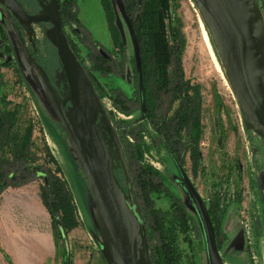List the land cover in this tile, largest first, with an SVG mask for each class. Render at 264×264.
Here are the masks:
<instances>
[{
  "label": "rangeland",
  "instance_id": "1",
  "mask_svg": "<svg viewBox=\"0 0 264 264\" xmlns=\"http://www.w3.org/2000/svg\"><path fill=\"white\" fill-rule=\"evenodd\" d=\"M142 2L143 0H125V4L131 9L132 5H136L135 8L138 9ZM260 2L264 10V0ZM76 7L85 30L81 31L80 36L69 27L66 31L76 45L79 57L92 70L99 86L104 88L107 107L113 110V97L120 93L128 97L131 92V83L127 80L131 76V59L134 56L130 35L126 29L127 40L124 42L117 31L116 14L111 0H78ZM171 13L174 17L173 25L185 41L182 54L185 80H189L191 86L199 88L201 99V158L194 165L189 152L184 158V166L195 181L207 207L213 197L217 196V192H228L226 199L222 200L225 211L220 224H216L218 240L228 238L219 249L224 264H264V188H259L258 179L259 173L264 171L262 142L244 127L239 105L194 1L172 0ZM91 38L99 41L106 52L117 58L111 63L114 70L94 67L93 58L98 51ZM123 60L126 61L125 77L121 76L123 68L119 63ZM2 97L7 103L5 110L17 114L15 131L24 133L32 125V150L38 157L36 164L42 166L45 172L51 170L52 174L67 181L81 225L71 230L67 241H64L55 236V226L50 215L54 239L41 238L40 242L34 240L32 236L36 230L43 228L45 214L32 201L30 193L18 192L16 200L1 202L5 221L9 216L7 224L13 225V231L18 235L10 238L3 218L0 219V264H65L67 257H71L70 264H106L93 239L101 236L93 215L94 196L68 136L59 121L45 113L39 101L32 96L18 65L0 59V107ZM178 104L177 101L171 105L169 116L177 109ZM117 116L126 122L135 117V113L120 112ZM187 133L183 132L182 136L183 142L188 144L190 136ZM142 136L143 140L133 134L128 138L144 145L146 140ZM49 152L57 158L62 172L57 170L58 165L49 161ZM8 154V158H12L11 153ZM152 160L155 162V170L168 189L155 185L148 190L145 186V198L142 195L143 188L139 187L142 208L145 213L151 214L150 221L156 222L155 216L158 214L160 217L167 214L165 228L177 226L174 238L177 262L174 264H209L206 242L196 230L195 224L185 229L180 226V221L173 222L172 225L170 223L177 203L175 198L185 201V193L176 181L179 172L174 158L167 156L166 151L162 150ZM16 166L21 167L22 164L18 163ZM134 171L136 174L139 172ZM141 177L148 179L142 174ZM28 180L24 185L8 188L27 186L39 189L41 193L45 179L33 175ZM18 181L24 182V179ZM189 211L192 212L190 209ZM155 230L157 241L159 230L157 227ZM241 230L245 231V247L237 245L231 248ZM196 239L200 242L196 243Z\"/></svg>",
  "mask_w": 264,
  "mask_h": 264
},
{
  "label": "water",
  "instance_id": "2",
  "mask_svg": "<svg viewBox=\"0 0 264 264\" xmlns=\"http://www.w3.org/2000/svg\"><path fill=\"white\" fill-rule=\"evenodd\" d=\"M193 1L235 95L244 127L261 140L264 154V10L261 2ZM111 2L123 41L127 40L126 29L130 35L142 85L140 49L131 17L124 0ZM0 3L19 18L30 35L32 24H52L46 36L57 49L61 64L58 78L65 85L63 95L52 84L46 70L29 53L13 26L19 54L18 67L43 111L59 121L90 185L94 196L93 215L101 233L100 237H92L101 255L107 264H152L144 216L118 131L104 101L69 44L58 1L51 0L41 12L32 16L16 0H0ZM118 170L123 171L124 184L116 174ZM180 172L186 191L184 204L188 211L193 212L189 211L201 229L209 264H224L206 202L186 171L181 168ZM258 179L259 188H264V171L259 173ZM237 245L242 248L246 245L244 230L237 233L230 247Z\"/></svg>",
  "mask_w": 264,
  "mask_h": 264
},
{
  "label": "trees",
  "instance_id": "3",
  "mask_svg": "<svg viewBox=\"0 0 264 264\" xmlns=\"http://www.w3.org/2000/svg\"><path fill=\"white\" fill-rule=\"evenodd\" d=\"M171 1L143 0L133 13L131 20L139 44L145 78L151 93L155 96V100H160L161 98L166 102L165 98L171 97V103L179 101L177 109L171 116L163 117V113L161 114L162 116H159V121L164 119V127H166L163 131L160 129L157 131L165 133L169 139L175 140V145H177L178 139L182 137V133L188 132L190 142H192L189 149L191 150L192 158L197 163L198 158H201L199 141L203 133L200 119V91L199 88L191 86L189 80H185L182 64L185 41L173 25L174 17L171 13ZM76 6L74 4L72 8L67 10L81 34L84 27L79 20ZM117 31L120 33L119 29ZM91 41H94V44L98 43L93 38H91ZM5 101V98L2 97L0 107V195L10 186L15 187L28 183V178L33 175L42 176L45 179V185L41 189V194L44 204L52 217L55 226V236L67 241L68 233L81 225L76 205H74L73 193L66 180L52 174L51 170L45 172L42 166L36 164L38 157L32 150L33 127L30 125L24 133L15 131L17 114L5 110L7 106ZM132 145V143L128 142L127 151L131 154V160L140 164L138 167L142 169L140 172L142 171L143 176L148 173L153 174L154 171L148 170L151 167L143 162L145 159L144 150L141 147H139V150L137 146V148H134ZM47 147L48 145H46V150L48 151ZM9 152L12 158H8ZM48 157L49 161L58 165V161L52 153L49 152ZM18 163H21L22 166H16ZM57 170L62 172L59 165ZM116 174L121 183L124 184L123 171L118 170ZM19 179H24V182H19ZM152 182L150 176L148 179L144 178L139 182V187L143 188L142 195L145 198L147 194H145L146 190L144 187L146 186V189L150 190L153 187ZM224 192H217L215 194L217 196H214L211 202V216L215 229L216 224H220V219L225 211L222 207V200L226 199V193L228 192ZM229 194L231 197V193ZM138 199H141L140 195H138ZM176 199L181 201L180 198ZM230 200L232 201L233 198H230ZM174 209V217L170 221L171 225L173 222L180 221V226L187 229L195 224L196 230L202 235L196 218L189 213L184 203H175ZM155 219L156 222L155 220L154 222L158 224V226L156 224L155 226L159 230V239H157L154 246L149 243L151 262L152 264H174L175 261L177 262L174 243L177 226L169 229L165 228L167 214L162 217L158 214ZM70 259L71 257H67L65 264H70Z\"/></svg>",
  "mask_w": 264,
  "mask_h": 264
},
{
  "label": "flooded vegetation",
  "instance_id": "4",
  "mask_svg": "<svg viewBox=\"0 0 264 264\" xmlns=\"http://www.w3.org/2000/svg\"><path fill=\"white\" fill-rule=\"evenodd\" d=\"M16 1L23 7L24 11L28 15H31V16L38 14L39 12H41L43 7L51 3V0H16ZM57 1H58V8H59L60 16L62 19L63 29L68 38L69 44L72 50L74 51V53L76 54V56L78 57L84 70L88 74L89 78L91 79L95 87V90L99 94L100 98L104 101L105 99L104 98V94H105L104 88L99 86V83L94 77L92 70H89L88 67L82 61V59L79 57L78 52L76 51V48H75L76 45L73 44L74 42L70 39L66 31L67 28L69 27L71 28L72 32L80 36L78 26L71 19V17L69 16V12L67 10V9L72 8L74 4L77 5L78 0H57ZM125 5H126L127 13L132 19V15L136 8L135 6H133L131 9L128 4H125ZM13 26L20 33V36L24 40V43L29 53L32 55L35 61L46 70L52 84L56 87L58 92L61 95H63V92L65 91L64 89L65 85L63 81H60L58 78V74L61 72V64L59 62L57 49L49 41V39L46 36V31L52 27V24L34 23L32 24L33 32L30 35L25 29V27L23 26V24L21 23V21L19 20V18L16 15H14L11 11L7 10L6 7L0 3V59H2L6 63H10V64L16 63L18 65L19 54H18V49L16 45L17 38L14 32ZM97 42L98 43L96 44V49L98 51V54L95 55L93 58V60L95 61L94 67L96 68L101 67L105 70L107 69L111 71L114 70L113 68H111L112 67L111 63L113 62V59L117 60V58L114 57L113 54L110 55L108 52H106L102 44L99 41ZM140 58H141V54H140ZM131 61H132L131 62L132 64L131 76L127 79L129 84L131 83L130 84V87H131L130 95L128 97H125V95L121 93L119 95H115L113 97L114 98L113 99V103H114L113 110L107 107V104L105 101H104V105L107 108L108 114L112 117L114 127L118 131L119 138L122 141L124 151L126 153V157L128 158L127 161L130 165L131 176H132L134 187L136 189L137 194L140 195L139 182L141 180L140 176L142 174V171L140 172V170L142 169L138 167L140 164L134 163L133 160H131V154L127 151L128 142L133 144L132 147L134 148L141 147L144 150L145 159L143 162H145L146 165L151 167V169H148V168L146 169L150 170L151 172L154 171L153 174L148 173L146 175L147 177L150 176V178L152 179L153 181L152 186L157 185V187H160V188L166 187L163 178H161V176L158 175V173L156 172L155 162L152 160V157H154L155 154L159 155L160 151L162 152V150H165L167 153V156L168 155L171 156V158H174L176 162V168L179 172V176L177 177L176 181L178 185L181 187V189L184 191V193H186V191H185V187L183 184V176H182V173L180 172L181 168H183L186 171L193 185L198 189L195 181L190 176L188 170L184 166V162H185L184 158L189 152H191L189 148L192 142H189L188 144L183 142V136H182L181 138L178 139L177 145H175V140L169 139L165 133H159V131H157L158 129L163 131L164 128L166 127V126L164 127L165 125L164 119H161V121H159V116L162 113H163V117L169 116L168 114L169 109L171 105L174 104V103H171L172 98L169 97L168 99H165L166 102H164V100H162L161 98L160 100L159 99L155 100V96L151 93L150 87L147 84V81L145 78V73H144L143 65H142V59H141L142 85L140 83L138 64H137L135 53ZM119 63L121 64V67L123 68V75L121 76L125 77L126 72H127L126 61L123 60ZM143 104H144V107H143ZM68 106H70V103H68ZM120 112L135 113V117L131 118L129 121L123 122V120L119 119V117L117 116L119 115ZM132 134L136 135L139 138V140L140 139L143 140L142 135H144L146 144L142 145L140 142H133L131 139L128 138L129 135H132ZM135 151L136 153H138L137 150ZM192 161H193V164L195 165L196 162L194 161L193 158H192ZM198 161H199V158H198ZM134 169L139 171L138 174H136ZM154 179H157L159 181L154 182L155 181ZM176 202L184 203L182 199L181 201L176 199ZM140 205H141V201H140ZM211 205L212 203L208 206L210 216H211V211H212ZM141 209H142V213H143L144 220L146 223L148 242L150 243L151 246H154L155 241H156L155 222H153V220L150 221V219H152L151 214L145 213L144 209L142 208V205H141ZM211 219H212V216H211ZM215 233H216L218 249H220V247L223 245V243L228 238L226 239V237H222L221 240H218L219 236L217 234L216 229H215ZM197 242H200V241L196 239V243Z\"/></svg>",
  "mask_w": 264,
  "mask_h": 264
},
{
  "label": "crops",
  "instance_id": "5",
  "mask_svg": "<svg viewBox=\"0 0 264 264\" xmlns=\"http://www.w3.org/2000/svg\"><path fill=\"white\" fill-rule=\"evenodd\" d=\"M18 192H22V193H30L32 201L36 202L37 206L44 212V217H45V221L43 222V228L42 229H37L36 232L34 233V235L32 236L34 240H37L38 242H40V239L44 238V239H54L53 236V230H52V225H51V220H50V214L43 202L41 193L39 189L36 188H31V187H18V188H8L6 189L1 195H0V219L3 218L4 223H5V228L8 232V235L10 238H16L18 234L15 233V231H13V225L9 226L7 224V222L10 220L9 216L7 217L6 221L3 217V210L1 207V202L3 200L6 201H14L17 199V193ZM23 196V195H22ZM29 200V199H27ZM23 236V235H22ZM263 263H264V259Z\"/></svg>",
  "mask_w": 264,
  "mask_h": 264
},
{
  "label": "bare ground",
  "instance_id": "6",
  "mask_svg": "<svg viewBox=\"0 0 264 264\" xmlns=\"http://www.w3.org/2000/svg\"><path fill=\"white\" fill-rule=\"evenodd\" d=\"M208 51V50H207ZM209 56V55H208Z\"/></svg>",
  "mask_w": 264,
  "mask_h": 264
}]
</instances>
